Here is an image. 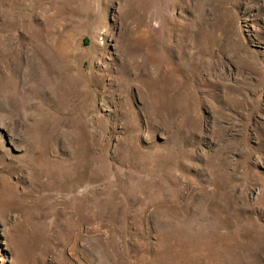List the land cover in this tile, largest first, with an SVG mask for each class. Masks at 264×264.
<instances>
[{"label": "rangeland", "instance_id": "obj_1", "mask_svg": "<svg viewBox=\"0 0 264 264\" xmlns=\"http://www.w3.org/2000/svg\"><path fill=\"white\" fill-rule=\"evenodd\" d=\"M0 264H264V0H0Z\"/></svg>", "mask_w": 264, "mask_h": 264}, {"label": "bare ground", "instance_id": "obj_2", "mask_svg": "<svg viewBox=\"0 0 264 264\" xmlns=\"http://www.w3.org/2000/svg\"><path fill=\"white\" fill-rule=\"evenodd\" d=\"M190 42H191V41H190ZM59 49H60V48H59ZM57 52H58V51H57ZM61 52H62V50H61ZM61 52H60V55L63 57V59H65V60L68 62V59H67V58H68V56H67L68 54H66V53L63 54V52H62V53H61ZM61 56H60V57H61ZM75 57H76V56H75ZM72 66H73V65H72ZM68 70H69V66L66 67V71H68ZM71 71H72V70H71ZM65 73H66V76H67L68 78H70V79H76V78H74L73 76H71L68 72H65ZM71 77H72V78H71Z\"/></svg>", "mask_w": 264, "mask_h": 264}]
</instances>
